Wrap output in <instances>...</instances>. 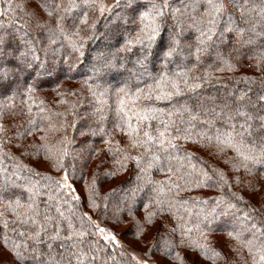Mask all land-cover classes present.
Instances as JSON below:
<instances>
[{
	"label": "snow or ice",
	"instance_id": "obj_1",
	"mask_svg": "<svg viewBox=\"0 0 264 264\" xmlns=\"http://www.w3.org/2000/svg\"><path fill=\"white\" fill-rule=\"evenodd\" d=\"M202 261L264 264V0H0V264Z\"/></svg>",
	"mask_w": 264,
	"mask_h": 264
},
{
	"label": "trees",
	"instance_id": "obj_2",
	"mask_svg": "<svg viewBox=\"0 0 264 264\" xmlns=\"http://www.w3.org/2000/svg\"><path fill=\"white\" fill-rule=\"evenodd\" d=\"M53 85H51L50 83L48 84H44L42 87L46 88V89H50ZM48 95H51L50 91L47 93ZM92 164L89 165V170H91L92 168ZM43 167V166H41ZM117 181H110V183H116ZM123 237V236H122ZM121 237V239L123 240V238ZM125 238H127L128 240L133 241V238L132 236L129 234V235H126L124 236ZM125 242V241H124ZM126 243V242H125ZM136 246H139L141 248V250L143 249V246L142 245H139L138 243L134 242ZM127 244V243H126ZM191 259V257H189V260ZM201 264H209L208 261H202Z\"/></svg>",
	"mask_w": 264,
	"mask_h": 264
},
{
	"label": "rangeland",
	"instance_id": "obj_3",
	"mask_svg": "<svg viewBox=\"0 0 264 264\" xmlns=\"http://www.w3.org/2000/svg\"><path fill=\"white\" fill-rule=\"evenodd\" d=\"M123 238V240L128 244V245H130L131 247H134V248H139V249H141L139 246H136L135 245V243L134 242H132V241H130V240H128L127 238H125L124 236L122 237Z\"/></svg>",
	"mask_w": 264,
	"mask_h": 264
}]
</instances>
